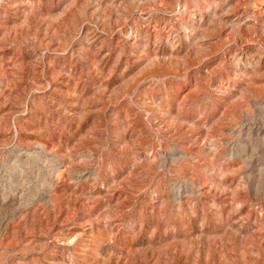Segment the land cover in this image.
Segmentation results:
<instances>
[{
	"label": "rangeland",
	"instance_id": "1",
	"mask_svg": "<svg viewBox=\"0 0 264 264\" xmlns=\"http://www.w3.org/2000/svg\"><path fill=\"white\" fill-rule=\"evenodd\" d=\"M0 264H264V0H0Z\"/></svg>",
	"mask_w": 264,
	"mask_h": 264
}]
</instances>
